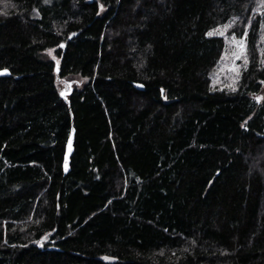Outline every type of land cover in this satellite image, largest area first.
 Here are the masks:
<instances>
[{
    "label": "trees",
    "instance_id": "1",
    "mask_svg": "<svg viewBox=\"0 0 264 264\" xmlns=\"http://www.w3.org/2000/svg\"><path fill=\"white\" fill-rule=\"evenodd\" d=\"M262 15L264 0H0V264H264ZM221 26L246 50L215 85Z\"/></svg>",
    "mask_w": 264,
    "mask_h": 264
},
{
    "label": "rangeland",
    "instance_id": "2",
    "mask_svg": "<svg viewBox=\"0 0 264 264\" xmlns=\"http://www.w3.org/2000/svg\"><path fill=\"white\" fill-rule=\"evenodd\" d=\"M261 12V11H259ZM264 17V15H262ZM217 32H224V37L226 40V50L223 59L218 65V68L215 72L212 74V79L215 85H221L223 83H232V79L236 78L237 76V69L239 62L236 56L239 55L240 50L236 46V44L233 42V35L227 34V30L224 26H221L216 29ZM218 35V34H216ZM239 40L238 38H236ZM46 55L49 58L55 59L56 56L52 49L46 50ZM71 81V82H70ZM83 81L82 78L76 76L69 80H63L58 81V88L59 91H65L68 89L67 83L70 82V88H73L74 86H78ZM69 88V90H70Z\"/></svg>",
    "mask_w": 264,
    "mask_h": 264
},
{
    "label": "water",
    "instance_id": "3",
    "mask_svg": "<svg viewBox=\"0 0 264 264\" xmlns=\"http://www.w3.org/2000/svg\"><path fill=\"white\" fill-rule=\"evenodd\" d=\"M3 70H5V69H0V73H2V74H0V77L10 75V72L8 70H7V72H3ZM133 85L136 88L141 89L140 85H138V84H133ZM68 91H69V87L67 90L61 91V93L63 92L65 95ZM64 95H62V96H64ZM73 135H74V131H73V129H71L70 135H69L67 142H66V150L64 153L63 164H62L64 172H66L68 170L69 159H70V156H71L72 151H73V146H72Z\"/></svg>",
    "mask_w": 264,
    "mask_h": 264
},
{
    "label": "snow or ice",
    "instance_id": "4",
    "mask_svg": "<svg viewBox=\"0 0 264 264\" xmlns=\"http://www.w3.org/2000/svg\"><path fill=\"white\" fill-rule=\"evenodd\" d=\"M227 27H229V26H225V28H227ZM214 34H218V35L223 36L224 32H217L216 29H213V30H210L209 32L206 33V35L209 36V37H212ZM246 39H247V32H245L244 36L241 39H239V40H237L236 37L233 36V42L236 44V46L240 50L239 55L236 56L237 59H239L244 54V52L246 50V43H245ZM3 72H7V69L3 70ZM0 74H2V73H0ZM233 90H235V89H233ZM61 95H64V93L62 92ZM255 99H257V101H260L262 98L261 97H256ZM46 238H47V236L42 237V239H46ZM37 243H40V242L37 241Z\"/></svg>",
    "mask_w": 264,
    "mask_h": 264
}]
</instances>
